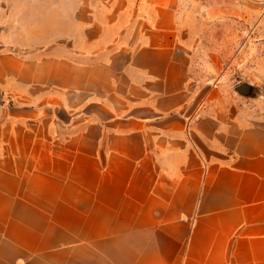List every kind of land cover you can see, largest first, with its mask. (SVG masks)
<instances>
[{
	"label": "crops",
	"instance_id": "crops-1",
	"mask_svg": "<svg viewBox=\"0 0 264 264\" xmlns=\"http://www.w3.org/2000/svg\"><path fill=\"white\" fill-rule=\"evenodd\" d=\"M28 1L0 0V264H264V124L196 99L182 0Z\"/></svg>",
	"mask_w": 264,
	"mask_h": 264
},
{
	"label": "rangeland",
	"instance_id": "rangeland-1",
	"mask_svg": "<svg viewBox=\"0 0 264 264\" xmlns=\"http://www.w3.org/2000/svg\"><path fill=\"white\" fill-rule=\"evenodd\" d=\"M65 3L59 0L60 9ZM181 3L184 14L177 19L189 55L188 86L196 99L235 103L264 124V0ZM241 84L252 86L249 97L236 92Z\"/></svg>",
	"mask_w": 264,
	"mask_h": 264
},
{
	"label": "water",
	"instance_id": "water-1",
	"mask_svg": "<svg viewBox=\"0 0 264 264\" xmlns=\"http://www.w3.org/2000/svg\"><path fill=\"white\" fill-rule=\"evenodd\" d=\"M236 92L242 96L249 97L250 94L253 92V88L247 84H241L236 87Z\"/></svg>",
	"mask_w": 264,
	"mask_h": 264
}]
</instances>
